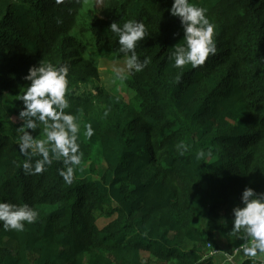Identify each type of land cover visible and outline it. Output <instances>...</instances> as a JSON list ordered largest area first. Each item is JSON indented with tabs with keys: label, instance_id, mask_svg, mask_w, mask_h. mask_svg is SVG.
Instances as JSON below:
<instances>
[{
	"label": "trees",
	"instance_id": "16d2710c",
	"mask_svg": "<svg viewBox=\"0 0 264 264\" xmlns=\"http://www.w3.org/2000/svg\"><path fill=\"white\" fill-rule=\"evenodd\" d=\"M194 2L215 24L217 52L174 69L183 32L172 0H0V202L39 212L22 232L0 225V264H219L218 237L235 254L231 210L246 187L264 192V0ZM130 19L146 26L136 52L150 60L125 79L133 98L89 91L100 59H125L109 26ZM39 61L68 64L65 111L95 129L81 136L71 185L61 162L24 173L21 122L4 107Z\"/></svg>",
	"mask_w": 264,
	"mask_h": 264
},
{
	"label": "clouds",
	"instance_id": "9594fccd",
	"mask_svg": "<svg viewBox=\"0 0 264 264\" xmlns=\"http://www.w3.org/2000/svg\"><path fill=\"white\" fill-rule=\"evenodd\" d=\"M54 2L62 5L65 0ZM168 12L179 20L183 32L182 39L172 46L168 57L171 67L183 69L191 66L196 69L203 66L209 56L217 52L215 24L207 16V9L194 0H172ZM109 29L118 37L127 73L142 72L150 60L141 61L136 48L147 35L145 24L130 19L122 26L112 22ZM68 75L69 66L66 63L54 65L39 61L29 67L23 77L29 83L17 96V100L22 102L18 113L21 125L17 129L20 133L17 144L20 153L26 157L21 165L26 175L42 174L54 162H61L64 167L58 169V173L66 184L71 185L83 159L81 136L90 140L95 129L91 122L65 111L70 108ZM116 75L122 81L125 79L123 69H117ZM37 129H42L39 138L33 135ZM204 155L201 150L197 158ZM231 211L230 233L242 241L235 250L236 255L251 264H264V192L257 193L252 187H246L240 196V204ZM38 217L39 212L26 203L0 202V225L4 231L22 232L26 223L33 224ZM220 256L219 264H236L232 252L221 251Z\"/></svg>",
	"mask_w": 264,
	"mask_h": 264
},
{
	"label": "rangeland",
	"instance_id": "374dc122",
	"mask_svg": "<svg viewBox=\"0 0 264 264\" xmlns=\"http://www.w3.org/2000/svg\"><path fill=\"white\" fill-rule=\"evenodd\" d=\"M100 1L101 0H99V2ZM124 61L125 59H122V60L100 59L98 61L99 66H100V71H101L100 80L99 82H96V81L92 82L88 90L92 91L96 87V85H101L111 90V92H113L114 94L120 95L121 97L125 98L127 101L131 100L134 96V93L131 90H129L125 84V79L129 78L130 74L127 73V69L125 67ZM117 69H123L124 74H125V79L123 81L117 77L116 75ZM16 102H17V98L12 92L6 93L5 99H4V107L8 113V116L11 117L12 122H19L17 118H12V115H13L12 111L14 109V105ZM40 136H38L37 138H39ZM217 242H218L219 250L217 251L211 250L209 253L210 254L209 256L216 255V257L215 256L213 257H215L217 262H219L222 259V257L220 256L221 251L231 252L233 250L230 249L231 247H229L227 243H225L226 241H224L222 237H218ZM241 243L242 241L239 242V245ZM239 245L238 246L236 245V246L239 247ZM237 247H235V250ZM235 250H234V253H235ZM235 257H236V264H239L242 262L239 255H236Z\"/></svg>",
	"mask_w": 264,
	"mask_h": 264
},
{
	"label": "built area",
	"instance_id": "2783aa9c",
	"mask_svg": "<svg viewBox=\"0 0 264 264\" xmlns=\"http://www.w3.org/2000/svg\"><path fill=\"white\" fill-rule=\"evenodd\" d=\"M234 255L236 256V253Z\"/></svg>",
	"mask_w": 264,
	"mask_h": 264
}]
</instances>
